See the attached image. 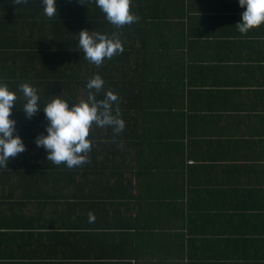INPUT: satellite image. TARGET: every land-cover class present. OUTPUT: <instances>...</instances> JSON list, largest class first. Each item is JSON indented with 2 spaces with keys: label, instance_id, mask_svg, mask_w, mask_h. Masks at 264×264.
Instances as JSON below:
<instances>
[{
  "label": "crops",
  "instance_id": "1",
  "mask_svg": "<svg viewBox=\"0 0 264 264\" xmlns=\"http://www.w3.org/2000/svg\"><path fill=\"white\" fill-rule=\"evenodd\" d=\"M60 2L58 14L72 16L57 34L47 33L42 0H0V82L18 105L24 82L47 103L48 45L71 54L81 30L116 33L89 15L100 9L88 0ZM130 11L139 22L114 70L132 76L139 65L155 82L146 104L159 130L136 138L142 148L124 133L117 145L107 144L112 131L92 134L86 161L64 173L71 179L47 180L35 143L45 114L27 119L15 106L27 149L0 167V264H47V247L55 264H264V25L242 34L238 0H130ZM78 88L77 102L88 95Z\"/></svg>",
  "mask_w": 264,
  "mask_h": 264
},
{
  "label": "clouds",
  "instance_id": "2",
  "mask_svg": "<svg viewBox=\"0 0 264 264\" xmlns=\"http://www.w3.org/2000/svg\"><path fill=\"white\" fill-rule=\"evenodd\" d=\"M87 4L86 0H79ZM242 9L241 20L236 23L238 30L246 34L251 29L264 25V0H238ZM97 7L105 13L107 20L120 30L128 29L137 24L138 19L131 14L130 0H95ZM44 14L51 18L58 15L57 0H42ZM77 49L83 50L85 57L97 66L106 58L123 54V45L116 33L109 36L102 32L88 29L78 32ZM105 81L99 74L87 82L89 89L86 99L70 100L62 95L41 106L40 95L30 83L24 82L19 89L24 97L23 105H18L17 92L7 83L0 82V167H8L9 160L26 151L27 145L23 137L16 134L17 120L12 116L15 106L22 107L25 117L31 119L43 110L49 123L46 132L36 138L37 147L47 152V160L59 165L64 163L71 168L83 164L91 150L93 141L89 138L93 125L99 129L111 130L113 136L124 131L119 119L118 98L111 90L104 89ZM103 91V98L97 93ZM89 217V223H94Z\"/></svg>",
  "mask_w": 264,
  "mask_h": 264
},
{
  "label": "trees",
  "instance_id": "3",
  "mask_svg": "<svg viewBox=\"0 0 264 264\" xmlns=\"http://www.w3.org/2000/svg\"><path fill=\"white\" fill-rule=\"evenodd\" d=\"M65 0H61L60 5H64ZM90 5H96L95 0H88ZM140 2H145L148 4H151L152 0H138ZM97 6V5H96ZM65 9V8H64ZM100 9V8H99ZM89 15L97 16L98 18H106L105 13H103L101 10L99 14H92L89 13ZM72 16V14H58L54 17H47V33L53 31L58 34V31L56 30V27H58L60 17H64L65 20L69 19ZM100 16V17H99ZM166 20H169L166 19ZM143 21V20H142ZM102 22V21H99ZM168 23L170 21H167ZM103 23V22H102ZM144 24L147 26L146 21H144ZM109 27H115L114 31H109L111 33L116 32L120 40H124L125 34H129V32L133 31L134 29H124L120 30L117 26L111 24V23H105L104 25L100 27H105L106 30H108L107 26ZM152 30L158 31L157 27L153 28ZM133 33V32H132ZM150 32L146 33V36H149ZM121 41V42H122ZM156 41L150 42L151 44V54L155 51L156 48ZM49 45L47 46V102H49L53 97V95L61 94L63 98L70 100V103L73 101L71 100H77V92L79 91L78 86H82L86 93L89 92V89L87 88V82L92 77L90 72H97V74L101 75L105 81L104 89L105 90H111L113 94L118 97L119 94H121L122 101L118 100V105L116 106L118 110L119 119L124 125V131L123 133L125 135L134 137L133 140H136L140 135H148L152 134L154 135L157 133L159 129L156 128V126L159 128L158 125L154 122V117L158 115L157 109L152 108L151 104H146L148 101H146L150 96H154L158 92L155 90V92L151 91L153 90L155 85L154 83H147V80H149V77L144 76L142 71L140 70L139 65H137L136 69H133L132 76L127 71L122 70H114V67L117 64V58L116 56L112 58H106L102 64L99 66L103 70H96L88 67V65L93 64L96 65L93 62H90L86 57L82 49L77 50L75 52H71V54H63L64 47H61L58 50H55L53 52L50 51ZM124 48V45H123ZM131 48L132 44H129V46H126L125 55L127 54L128 50L129 55L131 54ZM146 48V47H145ZM75 64L76 67H78V71H74V73H68L70 68ZM142 65L144 67V63L142 62ZM65 66L66 72L61 71L60 67ZM85 69V70H84ZM91 70V71H89ZM89 71V72H88ZM141 74H140V73ZM86 73V74H84ZM84 74V75H83ZM94 75H96L94 73ZM143 75V76H142ZM57 79L61 86L55 85V80ZM59 76H62L61 78ZM150 85V86H149ZM53 90V91H50ZM62 90L66 91V95L61 92ZM128 93V95L126 94ZM88 94V93H87ZM98 98H103V91L99 92L97 94ZM120 98V99H121ZM148 106V107H146ZM49 121L47 120V124ZM94 130H90V136L92 134H102L101 131H111V130H105V129H99L95 125H93ZM95 131V132H94ZM122 135V134H121ZM89 136V138H90ZM152 138V137H151ZM117 139L115 136L107 135V144L117 145ZM152 144H158L156 139L150 141ZM134 141H132L133 146ZM142 142L141 140H136L134 145H136V148H142ZM161 147L163 148L162 144L160 143ZM134 147V146H133ZM140 158V156L137 157ZM109 158H105L101 160L103 162V165H107V163H110L111 160H108ZM95 166V165H94ZM68 170V167L66 164L61 163L59 165L53 163L51 160H47V180H64V179H71L70 177H65L64 173ZM103 173H101L102 175ZM52 235V234H51ZM53 248L56 250V246H53ZM51 251L47 247V260L51 258V260L47 261V264H55L60 263L56 259H52L53 257ZM55 256V254L53 255Z\"/></svg>",
  "mask_w": 264,
  "mask_h": 264
}]
</instances>
